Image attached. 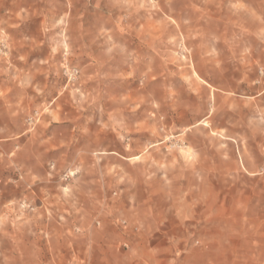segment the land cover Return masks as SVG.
Here are the masks:
<instances>
[{"label":"rangeland","instance_id":"rangeland-1","mask_svg":"<svg viewBox=\"0 0 264 264\" xmlns=\"http://www.w3.org/2000/svg\"><path fill=\"white\" fill-rule=\"evenodd\" d=\"M119 231L264 264V0H0V264Z\"/></svg>","mask_w":264,"mask_h":264},{"label":"crops","instance_id":"crops-1","mask_svg":"<svg viewBox=\"0 0 264 264\" xmlns=\"http://www.w3.org/2000/svg\"><path fill=\"white\" fill-rule=\"evenodd\" d=\"M119 236L106 237L103 240L104 248L101 250L104 252L106 264H172L173 257L170 254L172 244L162 239L143 240L135 236L125 238L122 233ZM157 237L162 235L159 234ZM121 242L127 244L128 248L120 249Z\"/></svg>","mask_w":264,"mask_h":264},{"label":"built area","instance_id":"built-area-1","mask_svg":"<svg viewBox=\"0 0 264 264\" xmlns=\"http://www.w3.org/2000/svg\"><path fill=\"white\" fill-rule=\"evenodd\" d=\"M77 72H78L77 68H73V67H65L63 70L64 75L68 79H74L76 77Z\"/></svg>","mask_w":264,"mask_h":264}]
</instances>
